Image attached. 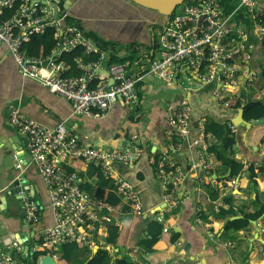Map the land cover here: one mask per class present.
<instances>
[{"label": "crops", "instance_id": "obj_1", "mask_svg": "<svg viewBox=\"0 0 264 264\" xmlns=\"http://www.w3.org/2000/svg\"><path fill=\"white\" fill-rule=\"evenodd\" d=\"M59 1L60 9L68 13V22L76 24L102 48L110 62L126 60L128 75L140 77L136 84L138 102L129 109L118 99L103 116L77 115L69 100L50 92L39 81L24 77L6 47L0 44V183L8 174L3 153L11 154V158L16 154L21 159L20 170L30 185L28 194L42 206L41 216L33 225L27 226L17 211H13L16 217L0 224L1 252L5 242L8 246L12 240L24 238L26 245L32 244L37 251L49 253L40 234L43 228L53 224L48 190L25 149L26 138L8 120V106L15 105L23 115L46 128L53 129L63 122L77 138L79 147L122 150L137 135L143 148L142 156L134 164H114L113 169L138 192L144 212L140 215L130 212L128 204L119 198L111 214L113 221L121 224L116 243L106 241L108 229L113 226L109 225L104 231V241L95 239L90 246L78 244L69 262L61 258V245L58 246L53 255L56 264H85L99 249L106 250L112 260L124 257L134 264H264V210L262 215L250 217L264 207V122L252 125L244 136L233 124L242 107L236 109L219 101L214 96L216 82H200L194 74L191 81L183 82V74L178 71L172 83L167 84L150 71L151 60L160 57L162 48L158 39L169 16L130 0ZM218 2L223 12L229 7L235 9L238 4V0ZM260 13L264 16V0H259L257 6V14ZM237 22L246 27L251 45L248 67L259 76L264 63L262 41L254 35L252 23ZM71 73L78 71L73 69ZM244 80L238 74L234 89L223 91L226 98H239L242 102L249 98L264 100L259 79L252 86H246ZM182 99L191 105L189 135L182 141L180 150L173 152L170 150L173 129L166 107ZM228 124L236 128V143L231 149L225 148L223 139L217 137L222 136ZM208 125L223 126V132L217 128L209 131ZM202 136L209 148L242 164V169L231 176L230 167L224 166L210 151L207 154L214 165L207 174L199 164L196 143ZM161 154L184 170L178 187H166L158 177L156 162ZM64 165L77 174L82 186L89 188L87 191L94 196L96 168L72 159ZM231 180L235 183L231 184ZM113 192L118 196L114 184ZM181 197L183 200L179 202ZM221 211L231 213L225 215ZM157 215L162 217L161 222L156 220ZM243 218L247 220L243 227L226 228L227 219ZM155 236L158 237L153 246H148Z\"/></svg>", "mask_w": 264, "mask_h": 264}, {"label": "built area", "instance_id": "obj_2", "mask_svg": "<svg viewBox=\"0 0 264 264\" xmlns=\"http://www.w3.org/2000/svg\"><path fill=\"white\" fill-rule=\"evenodd\" d=\"M258 3L259 0H238L235 9L225 14L218 0H185L161 31L158 40L162 51L159 58L151 60L150 71L167 84L172 83L178 71L183 74V82L191 81L192 74L203 83L214 81L218 84L214 96L228 104L224 92L234 89L238 74L245 77L246 86H252L258 78L248 67L251 45L247 41L246 27L235 18L239 12L248 15L254 35L264 41V16L257 14ZM53 4L58 8L56 14ZM59 4V0H0V44L13 57L20 73L69 100L77 115L103 116L118 99L125 107L134 108L138 102L136 84L140 77L127 75L126 64L110 62L102 48L76 24L68 22V13L61 10ZM48 29L53 30L55 41L51 54L45 58L28 55L24 44ZM77 48L82 50V55L75 58L74 65L62 59L65 53ZM84 56H92V59L86 61ZM73 69L78 74H72ZM7 110L10 124L25 136V149L48 190L53 224L41 230L40 238L52 256L62 244L90 246L95 239L104 241V231L109 225L121 226L111 216L115 206L94 198L83 189L77 174L65 167L67 160H80L98 169L112 180L116 193L128 204L130 212L136 215L144 212L138 192L113 169L114 164L132 165L142 156L143 148L137 135L132 136L122 150L79 147L77 138L63 122L50 129L23 115L15 105H9ZM166 116L173 129L170 150L177 152L189 135V101L182 99L177 104H168ZM228 127L236 132L234 125L228 124ZM196 143L199 144V164L210 174L214 164L208 157L204 136ZM12 159L14 168L21 169V159L16 154ZM156 173L166 187H178L185 174L163 154L156 162ZM234 183L231 180V184ZM23 200L25 224L30 226L39 220L42 206L28 193ZM182 200V197L178 199ZM156 220L161 222L162 217L157 215ZM163 231L167 232V228ZM8 247L22 252L18 240H12ZM37 250L33 247L32 254ZM0 264L17 262L0 250Z\"/></svg>", "mask_w": 264, "mask_h": 264}, {"label": "trees", "instance_id": "obj_3", "mask_svg": "<svg viewBox=\"0 0 264 264\" xmlns=\"http://www.w3.org/2000/svg\"><path fill=\"white\" fill-rule=\"evenodd\" d=\"M59 6L60 8H62L61 3L59 4ZM232 8L233 7H229L228 8L229 10L224 11L225 14L231 13L234 10V8L233 9ZM171 15L169 17H171ZM235 18L249 25L251 23V18L242 12H239ZM54 44H55V41L53 39V30L48 29L42 34L32 36L31 40L24 44L23 49L28 55L45 58L51 54ZM261 53L264 55V41L261 42ZM81 55H82V50L80 48H77L75 50H72L71 52L65 53L62 59L70 64H74L75 58ZM84 59L88 61V60H91L92 57L84 56ZM125 61L126 60H123V59L112 60V62H117V63H126ZM127 68H129L128 64H127ZM258 79L261 82L262 88L264 89V63L261 65ZM227 105L229 107H234L236 109L242 107L243 117L247 121H254V120L264 118V100L249 98L246 101L242 102L239 98H232L228 101ZM207 128L209 131H212L213 128H217L219 132H223V126H220V125H215V126L208 125ZM207 128L205 126L206 130ZM217 137L219 139L220 138L223 139L224 141L223 145L225 148H228V149H231L233 145L236 143V134L230 131L228 125L224 126V132L222 136H217ZM210 151L216 154V157L222 162L224 166L230 167L231 176L236 175L242 169V164L236 162L233 159L224 158L220 153L214 152L215 151L214 149L208 147L207 153H209ZM95 171L97 173L98 180H97V190L94 194V198L104 201L106 203H109L111 205L117 206V204L119 203V197L113 192L112 180L105 178L98 169H95ZM251 174L253 177V172H251ZM82 188L83 189L85 188L86 191L87 189H89L83 186ZM263 210H264V207L260 209L258 212H255V214H252V216L250 217H257V215H262ZM222 213L223 214L225 213V215H228L231 212L221 211V214ZM245 217H249V216L245 215ZM246 222L247 220L245 218L241 220H232V221L227 219L225 226L226 228L239 229L241 228V226L243 227V225H245ZM154 224L155 226H158L157 222H154ZM117 236H118L117 228H115L114 226H110L108 229V234L106 236L107 243L115 244ZM157 237L158 236L153 237L152 240L147 243V245L150 247L153 246L154 242L157 240ZM77 248H78V244H75V243L62 244L60 247L61 258L69 262V260H71L73 256L74 251ZM45 253L46 251L44 250L34 252L33 260L26 261L23 264H37L38 257ZM85 264H134V262L124 257L115 258L114 260H112L111 255L106 250L99 249L93 255V257L89 261H87Z\"/></svg>", "mask_w": 264, "mask_h": 264}, {"label": "water", "instance_id": "obj_4", "mask_svg": "<svg viewBox=\"0 0 264 264\" xmlns=\"http://www.w3.org/2000/svg\"><path fill=\"white\" fill-rule=\"evenodd\" d=\"M130 1L136 3L139 6L154 10L161 15L170 16L185 0ZM53 6L55 7L54 12L56 14L58 8L55 4H53ZM47 62V60L44 61L43 65H45ZM115 82H118V80ZM109 83H112L111 79H109ZM263 122L264 118L254 120L252 123L245 120L243 117V108L239 109L238 114L233 120V124L240 129L244 136L252 125L260 124ZM3 154L5 155L3 163L6 166V171L8 174L5 180H2V183H0V224H3L7 219H9V217H16V214L13 213V211L20 212L21 217H23V222H25L23 198L27 195L28 190L30 189V185L26 180L24 173L21 172L20 169L14 168L11 154H5V152ZM24 242V238H21L20 241H18V243L22 247L21 253L10 250L6 244L7 242H5V245L2 246L3 253H7L13 256L17 261V264H23L26 261L33 260V245H26ZM37 264H56V260L50 253H45L44 255L40 256V258L38 257Z\"/></svg>", "mask_w": 264, "mask_h": 264}, {"label": "rangeland", "instance_id": "obj_5", "mask_svg": "<svg viewBox=\"0 0 264 264\" xmlns=\"http://www.w3.org/2000/svg\"><path fill=\"white\" fill-rule=\"evenodd\" d=\"M75 260H76V256L73 257V261H75Z\"/></svg>", "mask_w": 264, "mask_h": 264}]
</instances>
